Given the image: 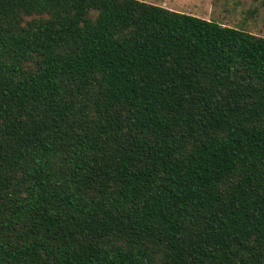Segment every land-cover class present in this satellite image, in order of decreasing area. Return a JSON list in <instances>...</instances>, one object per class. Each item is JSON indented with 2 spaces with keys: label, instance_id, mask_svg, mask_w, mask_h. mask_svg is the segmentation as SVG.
I'll list each match as a JSON object with an SVG mask.
<instances>
[{
  "label": "trees",
  "instance_id": "trees-1",
  "mask_svg": "<svg viewBox=\"0 0 264 264\" xmlns=\"http://www.w3.org/2000/svg\"><path fill=\"white\" fill-rule=\"evenodd\" d=\"M232 25L0 0V264H264V36Z\"/></svg>",
  "mask_w": 264,
  "mask_h": 264
},
{
  "label": "rangeland",
  "instance_id": "rangeland-1",
  "mask_svg": "<svg viewBox=\"0 0 264 264\" xmlns=\"http://www.w3.org/2000/svg\"><path fill=\"white\" fill-rule=\"evenodd\" d=\"M166 8L209 17L264 36V0H145ZM233 8V11L230 10ZM256 9L251 16L246 11ZM245 16V17H244Z\"/></svg>",
  "mask_w": 264,
  "mask_h": 264
},
{
  "label": "crops",
  "instance_id": "crops-1",
  "mask_svg": "<svg viewBox=\"0 0 264 264\" xmlns=\"http://www.w3.org/2000/svg\"><path fill=\"white\" fill-rule=\"evenodd\" d=\"M193 15H195V14H193ZM195 16H198V17H201V16H199V15H195ZM201 18H205V19H209V17H201ZM213 20H215V19H213ZM217 23H219V24H221V25H230V24H228L227 22H225V21H218V20H215Z\"/></svg>",
  "mask_w": 264,
  "mask_h": 264
}]
</instances>
